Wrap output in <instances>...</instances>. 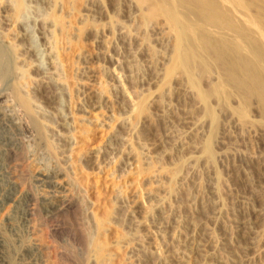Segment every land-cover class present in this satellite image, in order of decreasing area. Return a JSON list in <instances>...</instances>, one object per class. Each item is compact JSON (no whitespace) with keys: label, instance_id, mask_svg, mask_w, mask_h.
I'll return each instance as SVG.
<instances>
[{"label":"rangeland","instance_id":"rangeland-1","mask_svg":"<svg viewBox=\"0 0 264 264\" xmlns=\"http://www.w3.org/2000/svg\"><path fill=\"white\" fill-rule=\"evenodd\" d=\"M0 264H264V0H0Z\"/></svg>","mask_w":264,"mask_h":264},{"label":"bare ground","instance_id":"bare-ground-1","mask_svg":"<svg viewBox=\"0 0 264 264\" xmlns=\"http://www.w3.org/2000/svg\"><path fill=\"white\" fill-rule=\"evenodd\" d=\"M5 1H6V0H5ZM14 2H15V1H14ZM20 6L22 7V3L20 4V2H18V4H17L18 10H20V9H19V8H21ZM14 11H15V10H14ZM15 13H16V12H15ZM9 55H10V54H9ZM15 90H16V89H15ZM14 93L16 94V98H17V100H18V101L20 102V104L23 106V108L25 109V111L27 112V114H28L29 111L31 112L29 101H28L25 97H23L22 95H20V93H19L18 91H16V92L14 91ZM26 112H25V113H26ZM27 114H26V115H27ZM26 115H25V116H26ZM27 117H28V116H27ZM3 118H4V116H3ZM22 118H23V117H22ZM29 118L31 119V117H29ZM24 119L27 120L28 118L25 117ZM1 120L4 122V119H1ZM26 120H24V121L26 122V123H24V121H22V119H21V121L23 122V125H22L21 122H20L21 127L23 126V128L25 129V131H26V130H27V131H30L32 128L37 127L38 124H36L34 121H32L33 119H31V120H29V121H28V120L26 121ZM30 121H31V122H30ZM32 122H33V124L31 125ZM4 123H5V122H4ZM34 124H36V126H35V127H32V126H34ZM23 128H19V129H23ZM36 129H37V128H36ZM36 129L34 130V132L37 131ZM20 131H21V130H20ZM25 131H24V132H25ZM21 132H22V131H21ZM31 132H32V131H31ZM22 133H23V132H22ZM27 133H29V132H27ZM33 135H34V134H33ZM39 135H40V134H39ZM30 136H31V135H30ZM11 142H13V141H11ZM7 150H8V149H7ZM10 151H11V150H10ZM8 152H9V151H8ZM8 152H7V153H8ZM9 153H10V152H9ZM9 153H8V154H9ZM9 155H10V154H9ZM8 157H9V156H8ZM45 176H46V175H45ZM49 177H50V176H49ZM46 178H48V177H46ZM46 178H45V179H46ZM42 179H44V178H42ZM42 179H41V180H42ZM45 179H44V180H45ZM48 179H49V178H48ZM48 179H47V180H48ZM41 180H40V181H41ZM44 180H43V181H44ZM47 180H46V181H47ZM41 182H42V181H41ZM44 183H45V182H44ZM44 183H43V184H44ZM46 186H47V185H46ZM67 200H68V199H67ZM59 202H60V201H59ZM62 203H63V201H62ZM60 204H61V203H60ZM56 207H57V206H56ZM74 207H75V206H74ZM50 208H51V207H50ZM55 209H56V208H54V211H55ZM57 209L60 210L61 207L59 206ZM50 211H51V210H50ZM99 225H100V222H99ZM80 241H81V240H80ZM99 244H100V243H99ZM96 245H97V243H96ZM96 245H95V246H96ZM96 247H97V246H96Z\"/></svg>","mask_w":264,"mask_h":264}]
</instances>
